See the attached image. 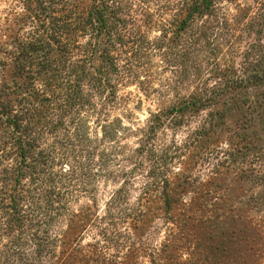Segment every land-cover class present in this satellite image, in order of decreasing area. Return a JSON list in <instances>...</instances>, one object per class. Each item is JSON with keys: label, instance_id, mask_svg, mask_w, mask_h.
Wrapping results in <instances>:
<instances>
[{"label": "clouds", "instance_id": "obj_1", "mask_svg": "<svg viewBox=\"0 0 264 264\" xmlns=\"http://www.w3.org/2000/svg\"><path fill=\"white\" fill-rule=\"evenodd\" d=\"M204 4L0 0V264H264V0Z\"/></svg>", "mask_w": 264, "mask_h": 264}, {"label": "rangeland", "instance_id": "obj_2", "mask_svg": "<svg viewBox=\"0 0 264 264\" xmlns=\"http://www.w3.org/2000/svg\"><path fill=\"white\" fill-rule=\"evenodd\" d=\"M219 219V218H217ZM233 222L217 223L215 221L201 225L195 231L204 238L206 248L211 250L217 258L225 257L232 248L237 233Z\"/></svg>", "mask_w": 264, "mask_h": 264}, {"label": "trees", "instance_id": "obj_3", "mask_svg": "<svg viewBox=\"0 0 264 264\" xmlns=\"http://www.w3.org/2000/svg\"><path fill=\"white\" fill-rule=\"evenodd\" d=\"M35 2L39 6L42 3V0H35ZM206 3H207V0H205L204 7H206ZM191 11H200V9L195 8ZM55 23L56 22L54 21V24ZM104 27H105V23H104L103 19L101 18V31H103ZM58 30L59 29H54V31H58ZM52 39L55 41V43H57L59 45L60 42H59V40L55 39V36H53ZM45 47H46L45 42L43 40H41V41H38L36 44L29 46L30 51L27 49L22 50L24 59L25 60L29 59L31 54L43 52ZM17 71H18V73H22L23 72V66L22 65L18 66ZM10 105H11V100L9 99V95H8L7 91L0 89V116L10 115ZM13 123L16 124L17 130L19 131L20 130L19 129V118H17L16 120H12V119L8 120L9 125H11ZM0 126H2V122H0ZM21 151L23 152L24 149L22 148ZM233 223L236 224L234 221H233ZM203 224H205V223L194 224L192 227L194 230H196Z\"/></svg>", "mask_w": 264, "mask_h": 264}]
</instances>
